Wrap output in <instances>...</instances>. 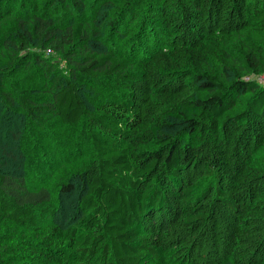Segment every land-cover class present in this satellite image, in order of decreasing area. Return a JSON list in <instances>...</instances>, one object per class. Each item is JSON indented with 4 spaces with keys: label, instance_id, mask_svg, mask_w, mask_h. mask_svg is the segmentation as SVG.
<instances>
[{
    "label": "trees",
    "instance_id": "1",
    "mask_svg": "<svg viewBox=\"0 0 264 264\" xmlns=\"http://www.w3.org/2000/svg\"><path fill=\"white\" fill-rule=\"evenodd\" d=\"M0 57L15 139L87 157L56 198L0 154V264H264V0H0Z\"/></svg>",
    "mask_w": 264,
    "mask_h": 264
},
{
    "label": "rangeland",
    "instance_id": "2",
    "mask_svg": "<svg viewBox=\"0 0 264 264\" xmlns=\"http://www.w3.org/2000/svg\"><path fill=\"white\" fill-rule=\"evenodd\" d=\"M90 2L92 0H89ZM114 7L103 8L102 11H109L110 14H113ZM93 17V19H92ZM96 16L92 14L84 15V19L89 23L90 20L95 19ZM1 58V57H0ZM5 60H0V64L4 68ZM24 79L25 75L15 76ZM14 78H9L5 80L6 89L10 91L9 85L15 81ZM258 80L264 83V75L259 76ZM102 86V84H100ZM6 92V90H5ZM104 92V91H103ZM87 93L84 97L89 101H94L96 98L93 93L89 95V89H84V94ZM0 93V99L2 98ZM8 106L6 104L0 105V129L1 135L4 136L5 141L1 143L0 154L15 152L20 158L19 162L21 166H24L25 161V175L28 181V184L31 188L44 186L50 189L56 198L59 196V189L61 184L71 179L77 171H80L83 165V162L87 160L86 154L75 150L76 140L80 134L81 128H62L59 124L55 125L54 129H51L50 133H47L45 138L38 139L39 136L44 134L42 131L38 136L32 132L25 134L24 137H21L20 140L15 139V135L24 134L27 129V125L30 124L26 122L24 118L17 119L14 123V127L11 125L5 126V111ZM16 129V133L13 134V128ZM37 138V139H36ZM56 145L59 148H56ZM5 146L7 149H5ZM65 148L63 157L58 159L55 157L57 150ZM26 150V157L21 158L20 150ZM54 155V156H53ZM10 163V162H9ZM11 164V163H10ZM9 164V166H10ZM12 166L14 164H11ZM16 166H19L16 164ZM22 166V167H23ZM23 171V169H22ZM78 191L68 196L66 199L59 197L61 199L59 209L62 214V217L59 218L61 221L67 219L73 215L75 212V207L77 206L78 197L80 196V184L77 182ZM59 204V202H58ZM65 216V217H64ZM64 217V218H63ZM158 264H176L169 259L160 261Z\"/></svg>",
    "mask_w": 264,
    "mask_h": 264
}]
</instances>
